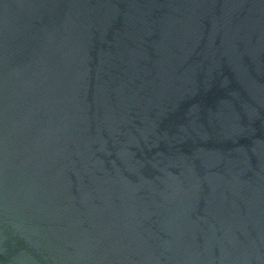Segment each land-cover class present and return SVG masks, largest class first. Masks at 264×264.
Returning a JSON list of instances; mask_svg holds the SVG:
<instances>
[{"label":"water","instance_id":"1","mask_svg":"<svg viewBox=\"0 0 264 264\" xmlns=\"http://www.w3.org/2000/svg\"><path fill=\"white\" fill-rule=\"evenodd\" d=\"M0 264H264V0H0Z\"/></svg>","mask_w":264,"mask_h":264}]
</instances>
